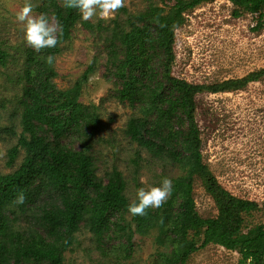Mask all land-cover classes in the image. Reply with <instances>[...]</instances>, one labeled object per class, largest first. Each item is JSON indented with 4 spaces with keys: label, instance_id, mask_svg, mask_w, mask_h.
Returning <instances> with one entry per match:
<instances>
[{
    "label": "trees",
    "instance_id": "obj_1",
    "mask_svg": "<svg viewBox=\"0 0 264 264\" xmlns=\"http://www.w3.org/2000/svg\"><path fill=\"white\" fill-rule=\"evenodd\" d=\"M212 1L175 0L168 10L151 3L123 24L114 22L112 28L104 21L98 26L83 22L90 31H109V64L113 63V76L120 84L117 98L138 112L129 121L126 135L153 157L183 172L171 178L169 198L141 216L128 211L131 201L120 171L114 169L103 181L90 152L64 142L68 135L89 137L99 130L97 107L80 101L96 67L93 62L72 88H57L53 82L57 73L46 57L61 52V43L70 38L81 13L66 8L64 0H42L37 10L56 20L58 43L54 48L26 52L23 131L9 150L8 164L12 166L22 151L24 158L15 171L0 173V264H64V254L82 227L102 250L109 237L124 242L126 258L137 235L158 229L156 242L171 251L158 252L154 264H186L194 252L209 244L246 255L247 260L239 264H264V224L243 232L245 215L260 205L234 196L213 177L203 162L196 118L198 94L243 90L264 77V69L212 84H193L172 72L176 29L184 24L186 13ZM227 1L236 7L237 18L245 12L258 14L263 26L264 0ZM118 10L127 12L124 7ZM6 58L0 51L1 65H6ZM197 178L217 204L216 217L202 219L195 209ZM20 194L22 203L18 202Z\"/></svg>",
    "mask_w": 264,
    "mask_h": 264
},
{
    "label": "rangeland",
    "instance_id": "obj_2",
    "mask_svg": "<svg viewBox=\"0 0 264 264\" xmlns=\"http://www.w3.org/2000/svg\"><path fill=\"white\" fill-rule=\"evenodd\" d=\"M174 1L125 0L126 13L116 9L108 18L94 16L88 20L82 19L81 14V20L71 30L70 38L61 43L62 50L52 63L57 73L53 82L58 89L68 90L95 62L96 72L84 84L80 101L97 107L99 130L89 133V137L68 135L64 142L75 150H88L103 181H107V175L114 169L120 171L131 202L136 199L138 188L147 189L165 177L176 178L183 172L178 166L153 157L126 135L129 121L138 112L117 98L120 84L113 76V63L109 64L106 43L109 31H90L83 22L98 26L104 21L103 24L112 28L114 22L123 24L129 15L145 11L151 3L168 10ZM32 2L30 15L37 16L42 0ZM23 4L24 0H0V51L7 57L6 65L0 64L2 174L18 169L24 158L22 151L12 166L8 164L9 150L23 131L26 52L33 49L25 41L23 25L15 18ZM235 8L230 1L214 0L186 13L184 24L175 31L176 58L172 67L175 77L193 84H212L240 79L264 69V20L261 26L258 14L246 12L237 18ZM49 20L57 25L54 18ZM196 103L204 164L231 194L259 203L258 210L245 215L243 232L264 224V77L243 90L200 93ZM193 197L200 218L218 215L217 204L201 178L194 182ZM159 234L157 229L144 236L137 235L126 258L124 242L109 237L102 250L93 235L82 227L74 245L64 254V264H154L158 252L171 251V247H160L156 242ZM189 237H193V231ZM241 260H247V256L209 244L194 252L186 264H239Z\"/></svg>",
    "mask_w": 264,
    "mask_h": 264
},
{
    "label": "clouds",
    "instance_id": "obj_3",
    "mask_svg": "<svg viewBox=\"0 0 264 264\" xmlns=\"http://www.w3.org/2000/svg\"><path fill=\"white\" fill-rule=\"evenodd\" d=\"M125 0H64L66 8H76L82 14V19L88 20L94 16L108 18L113 16L116 9L124 6ZM32 0H24L23 7L16 13V20L23 25L25 41L35 51L56 47L58 26L50 23L46 13L32 16ZM49 64L54 61V56L46 57ZM172 180L165 177L158 185L149 186L147 189L140 187L136 192V199L128 205V211L133 215H144L146 210L161 206L172 193ZM23 194L18 196V202H23Z\"/></svg>",
    "mask_w": 264,
    "mask_h": 264
}]
</instances>
